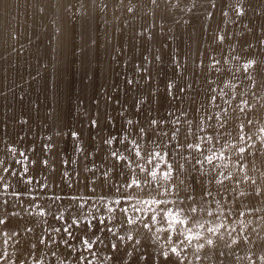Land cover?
<instances>
[{"label": "rangeland", "instance_id": "rangeland-1", "mask_svg": "<svg viewBox=\"0 0 264 264\" xmlns=\"http://www.w3.org/2000/svg\"><path fill=\"white\" fill-rule=\"evenodd\" d=\"M193 22L203 29L191 44L181 32ZM190 60L191 91L154 79ZM145 79L191 106L126 138ZM0 161V264H264V243H227L264 220V0H0ZM208 225L221 228L212 246Z\"/></svg>", "mask_w": 264, "mask_h": 264}, {"label": "bare ground", "instance_id": "bare-ground-1", "mask_svg": "<svg viewBox=\"0 0 264 264\" xmlns=\"http://www.w3.org/2000/svg\"><path fill=\"white\" fill-rule=\"evenodd\" d=\"M122 1V0H121ZM174 1V0H172ZM184 1V0H183ZM69 2V1H68ZM115 2V1H114ZM171 1H169L170 3ZM89 3V2H88ZM178 3V2H177ZM173 3L171 2L170 5H172ZM176 4V3H175ZM86 5V4H85ZM181 5V4H179ZM258 5V4H257ZM173 6V5H172ZM84 7V6H83ZM176 7V6H174ZM183 7V5H182ZM189 6H184L183 9H187ZM193 7V6H192ZM177 10V9H176ZM184 10V11H185ZM179 11V10H177ZM182 12V11H180ZM230 14V13H229ZM11 20V19H9ZM197 21V20H196ZM202 22V21H201ZM6 24V23H5ZM192 24V23H191ZM7 25V24H6ZM5 25V26H6ZM33 26V25H32ZM12 27V26H11ZM29 27V26H28ZM75 27V26H74ZM10 28V27H9ZM21 29V28H20ZM176 29V28H175ZM202 29H203V25L202 23L200 22H193V24L191 25V27L189 28H184V32H181L183 33L182 37H183V40H188L191 41V44L193 43L192 40H196L197 36H199L201 33H202ZM23 30V29H22ZM26 30V29H25ZM74 30V29H73ZM72 30V31H73ZM24 31V30H23ZM71 31V30H70ZM71 31V32H72ZM80 31V30H79ZM181 31V30H180ZM179 31V32H180ZM67 32V31H66ZM70 32V33H71ZM133 32V31H132ZM178 32V31H177ZM75 33H77L75 31ZM63 34V33H62ZM180 34V33H179ZM68 34H66L67 36ZM76 35V34H75ZM181 36V34H180ZM65 38V35L63 36ZM69 37V35H68ZM71 37V36H70ZM164 38H167V37H164ZM124 38H122L121 40H123ZM160 39V38H158ZM163 39V38H162ZM129 40H135V37L132 36L129 38ZM157 40V39H156ZM164 40H167V39H164ZM175 40V39H174ZM161 41V40H160ZM180 41V40H179ZM171 42V41H170ZM153 43V42H152ZM159 44L158 45H161L162 48H165L166 51H168V53H175V54H183L182 56H185L183 57L185 60L188 58L189 54L191 53V45L190 46H183L184 44H182L181 42H171V43H167L166 41H161V42H158ZM186 43V42H185ZM187 45V44H185ZM156 48V47H155ZM182 48V49H180ZM204 51V50H203ZM167 53V54H168ZM148 54V53H147ZM165 54V55H167ZM151 55V54H149ZM139 57V56H138ZM142 58V57H141ZM146 58V57H145ZM134 59V58H133ZM157 59V58H156ZM183 59V60H184ZM182 60V59H181ZM136 61V60H135ZM164 61V60H163ZM167 61V60H166ZM170 61V60H169ZM175 61V59H174ZM138 62V61H137ZM161 63V62H160ZM194 64V63H193ZM192 64V61H187L184 63V65L181 64L180 67H176L175 66H172L171 69L169 70H165L163 72H159L157 73L155 76H154V79H167V80H172L173 82H176V83H179L180 87L181 88H185L187 91H191L192 87H193V84H194V76L195 74L192 73V71H190V68L194 67ZM144 65V64H143ZM135 67V66H134ZM218 67V66H217ZM166 68V67H165ZM142 69V68H141ZM208 70V69H207ZM222 71V70H221ZM145 72V71H144ZM219 72V71H218ZM209 72H205L203 74L202 77H205V79H208L210 78L209 77ZM228 73V72H227ZM4 74V73H3ZM211 74V72H210ZM214 74V73H213ZM223 74V73H222ZM225 74V73H224ZM219 75V73H218ZM7 76V75H6ZM3 77V76H2ZM213 78V77H212ZM211 78V80H212ZM216 78V77H215ZM215 78H213V80H215ZM224 78V77H223ZM197 79V78H196ZM221 79V77H220ZM210 80V79H209ZM219 80V78H218ZM196 81V80H195ZM221 81V80H220ZM150 81L145 79L144 80V83H143V86L140 87L141 89L139 90V94L141 96H143V99H144V102L147 104L146 107L144 109H141L140 111L136 112L135 113V120L137 121V123L134 125L133 127V131H127V137H133V135L136 137L137 136V129H139L140 127H146L148 125V122L146 121L148 117H150V115H152L153 113H157L158 115L162 116L163 118V121H165L168 125H170V123L172 122V120L174 118L177 119V117H183L186 113L189 112V109H190V106H191V103L188 101V98L186 97L185 94H180L181 92L178 91V94H177V97H175L176 95L174 94V92H177L176 91H170V88L171 87H164L165 88H162V87H156L155 88V91L154 92H148L147 91V87L149 88V85L148 84ZM205 82V81H204ZM207 82V81H206ZM211 82V81H210ZM223 82V80H222ZM159 83V82H158ZM225 83V82H224ZM175 84V83H174ZM198 84V83H197ZM207 84V83H205ZM212 84V83H211ZM79 85V84H78ZM221 84H219L220 86ZM56 86V85H55ZM81 86V85H80ZM169 86V85H168ZM173 88H174V85H172ZM51 87V86H50ZM213 88V87H212ZM56 89V88H55ZM214 89V88H213ZM232 89V88H231ZM25 90V89H24ZM50 90V89H49ZM172 90V89H171ZM215 90V89H214ZM33 91V90H32ZM89 91V90H88ZM210 91V90H208ZM207 91V93H208ZM22 92V91H21ZM24 92V91H23ZM28 92V91H27ZM47 92V91H46ZM67 92V91H66ZM69 92V91H68ZM200 92V91H199ZM214 92V91H213ZM231 92V91H230ZM31 93V92H30ZM34 93V92H33ZM74 93V92H73ZM77 93V92H76ZM75 93V94H76ZM83 93V92H82ZM58 94V92H57ZM78 94V93H77ZM202 94V93H201ZM34 95V94H33ZM56 95V94H55ZM79 95V94H78ZM21 96V95H20ZM70 96V95H69ZM82 96V95H81ZM204 95H202L203 97ZM221 96V95H220ZM64 97V95L62 96V98ZM138 97V95H137ZM18 98V97H17ZM61 98V97H60ZM80 98V97H79ZM58 99V98H57ZM56 99V101H57ZM142 99V100H143ZM76 100V99H75ZM136 100V99H135ZM191 100V99H190ZM58 101H60L58 99ZM57 101V103H58ZM67 101V100H66ZM197 101V100H196ZM220 101V100H219ZM65 102V101H63ZM132 102V99L130 98L129 100V103ZM138 102V101H137ZM143 102V103H144ZM195 102V101H194ZM208 102V101H206ZM61 103V102H60ZM75 102L72 100L69 101V104L73 105ZM136 103V102H135ZM56 104V103H55ZM68 104V105H69ZM60 105V104H58ZM136 105V104H135ZM144 105V104H143ZM204 105V104H203ZM19 106V105H18ZM140 106V105H139ZM213 106V105H212ZM54 107V106H53ZM50 109V107H48ZM117 108V107H116ZM130 108V107H129ZM202 108V107H201ZM216 108V107H215ZM222 108V107H221ZM131 109V108H130ZM138 109V108H137ZM43 110V109H42ZM127 110V109H126ZM136 110V109H135ZM134 110V111H135ZM157 110V111H155ZM6 111V110H5ZM15 111V110H14ZM137 111V110H136ZM199 112V111H198ZM204 112L205 113H208L209 115L212 114L211 110L208 108V105H207V108L205 109V111L202 112V115H204ZM7 113V111L5 112V114ZM201 113V112H200ZM201 115V116H202ZM21 117V116H20ZM200 119V118H199ZM134 120V121H135ZM101 121H103V119H101ZM217 121V120H216ZM21 122V121H20ZM106 121L104 120V123ZM103 122L101 124H104ZM238 123V122H237ZM7 125V124H6ZM92 125V124H91ZM153 125V124H152ZM164 126V125H163ZM9 127V126H8ZM232 127V126H230ZM235 127V126H234ZM213 128V127H212ZM219 128V127H218ZM155 129V128H154ZM168 129V128H167ZM171 129V128H170ZM183 129V128H182ZM217 129V128H216ZM163 130V128H162ZM166 130V129H165ZM173 130V129H172ZM220 130V129H219ZM226 130V129H225ZM146 131V129H145ZM217 131V130H216ZM232 131V129H231ZM139 132V131H138ZM165 132V131H164ZM218 132V131H217ZM216 132V133H217ZM118 133V132H117ZM215 132H213L214 134ZM219 133V132H218ZM162 134V133H161ZM166 134V133H165ZM164 134V135H165ZM170 134V133H168ZM173 134V133H172ZM126 135V134H125ZM151 135V134H150ZM212 135V134H211ZM217 135V134H216ZM232 135V134H231ZM110 135H107L105 133H101L98 137V140L97 141H100V142H104L106 137H108ZM139 136V135H138ZM149 136V135H147ZM201 136V135H200ZM226 136V135H225ZM224 136V137H225ZM117 137V136H116ZM130 137V138H131ZM163 137V136H162ZM152 138V137H151ZM155 138V137H154ZM132 139V138H131ZM147 140V139H145ZM160 140V138H159ZM224 141V140H223ZM238 142V141H237ZM146 143V142H145ZM160 143V142H159ZM162 144V143H161ZM166 144V143H165ZM193 144V143H192ZM195 144V143H194ZM235 144V143H234ZM228 145V144H227ZM167 147V146H166ZM226 147V146H225ZM171 149V148H170ZM236 149V148H235ZM175 150V149H174ZM169 153H170V150L168 149ZM227 151V150H226ZM230 152V151H229ZM9 155V154H8ZM5 156H6V153H5ZM112 157V156H111ZM237 157V156H236ZM7 158V157H6ZM234 158V157H233ZM53 159V158H52ZM1 164V163H0ZM237 164V163H236ZM235 164V165H236ZM189 165V164H188ZM247 167V166H246ZM245 167V168H246ZM103 169V168H102ZM252 169V168H251ZM253 170V169H252ZM243 171V170H242ZM241 171V172H242ZM232 172V171H231ZM243 173V172H242ZM256 174V173H255ZM263 174V173H262ZM3 176V175H2ZM242 176V175H241ZM237 178V177H236ZM240 178V177H238ZM165 180V179H164ZM248 180V179H247ZM252 180V179H251ZM249 181V180H248ZM243 184V182L241 183ZM50 185V184H49ZM239 185H240V182H239ZM252 184V182H247L245 185H243L242 187H250ZM221 187V186H220ZM83 188V187H82ZM174 188V186H173ZM172 188V189H173ZM185 188V187H184ZM236 188V187H235ZM176 189V188H175ZM186 190V189H185ZM172 191V190H171ZM175 191V190H174ZM178 192V191H177ZM243 192V191H242ZM239 193V191H238ZM234 195V193H233ZM236 196V195H235ZM86 197V196H85ZM59 199V198H58ZM165 200V199H164ZM237 200V199H236ZM247 202V200H246ZM250 203V202H249ZM223 206V205H222ZM230 206V205H229ZM246 206V205H245ZM226 207V206H225ZM241 207V206H240ZM217 208V207H216ZM220 208V207H219ZM224 208V207H223ZM231 208V207H230ZM248 208V207H247ZM208 209V208H207ZM227 210L229 209L226 208ZM253 209V208H252ZM250 209V210H252ZM255 209V208H254ZM214 210V209H213ZM221 210V209H220ZM259 210V209H258ZM232 211V210H231ZM230 211V212H231ZM235 211H237V208L235 209ZM244 211V210H243ZM242 211V212H243ZM221 212H224V210H222ZM259 212V211H258ZM217 213V212H216ZM225 213V212H224ZM227 213V212H226ZM254 213V212H253ZM213 214V213H212ZM218 214V213H217ZM240 214V213H239ZM247 214V213H246ZM249 214V213H248ZM230 215V214H229ZM242 216V215H241ZM231 217V215H230ZM238 217V216H236ZM235 217V218H236ZM201 218V217H200ZM206 218V217H205ZM208 218V217H207ZM216 218V217H215ZM219 218V217H218ZM229 218V217H228ZM259 218V217H258ZM246 219V218H245ZM249 219V218H248ZM252 219V217H251ZM263 219V218H262ZM220 220V218H219ZM225 220V219H224ZM244 220V219H243ZM253 220V219H252ZM260 220V219H259ZM218 221V220H217ZM240 221V220H239ZM249 221V220H248ZM207 222V221H206ZM228 222V221H227ZM227 222H226V225H227ZM196 223V222H195ZM221 223V222H220ZM246 223V222H245ZM225 224V223H224ZM229 224V223H228ZM234 224V223H233ZM243 224V222H242ZM203 225V223H202ZM220 226V224H219ZM222 226V224H221ZM232 225H230L231 227ZM236 226V224H235ZM237 227V226H236ZM218 226H213V225H208L206 230L204 231L205 232V235L203 236V238L201 239V244H204V245H207V246H212V241L210 239H208L207 237L212 235V234H215L214 232H216V230L218 231ZM223 228V227H222ZM233 228V227H232ZM241 228V227H240ZM183 229V228H182ZM186 229V228H185ZM204 229V228H203ZM221 229V228H220ZM226 229V227H225ZM236 229V228H234ZM232 229V230H234ZM186 231V230H185ZM220 231V230H219ZM218 231V232H219ZM231 231V230H230ZM225 232V230H224ZM233 232V231H232ZM186 233L188 234H192L190 229L186 231ZM225 234V233H224ZM234 234V233H233ZM237 234V233H236ZM227 235V234H226ZM231 235V234H230ZM192 236V235H191ZM202 236V235H201ZM225 236V235H224ZM264 220H261L260 222H249V223H246L245 225L243 224L241 230H240V233L238 236H232V239L227 242L228 244L231 243L232 241L233 242H248V241H259V242H262L264 243ZM198 236H195V239L197 238ZM221 237V236H220ZM229 238V237H228ZM227 238V240H228ZM217 239V237H216ZM220 242V241H219ZM158 262V261H157Z\"/></svg>", "mask_w": 264, "mask_h": 264}, {"label": "snow or ice", "instance_id": "snow-or-ice-1", "mask_svg": "<svg viewBox=\"0 0 264 264\" xmlns=\"http://www.w3.org/2000/svg\"><path fill=\"white\" fill-rule=\"evenodd\" d=\"M128 123L131 124L132 121H128ZM72 135H77V134L72 133ZM104 142L106 144L112 143L111 140H105ZM117 142H119V141H117ZM132 144L137 149V151L135 152V155H141L140 151L138 150L139 149V145L135 141H133ZM10 151H12V149H10ZM21 155H26V154L25 153H22ZM112 155H113L114 158L117 157V153H115V152ZM28 159H29V161L31 160V158H28ZM118 159L120 160L121 163H124L125 160H126V158H124L122 156L121 157H118ZM31 163L34 166L35 162L34 161H31ZM41 163L45 167H47V161L46 160L45 161H42ZM149 163H151V161H149ZM152 175L154 176L155 173H153ZM24 176H25V178L28 176V171L27 170L24 171ZM26 182H31V181H27L26 180ZM126 183L130 184L132 187H138V186H141L143 183H145V181L137 180L134 175H130L129 178L127 179ZM4 187L6 188V186H4ZM149 218H151V217H149ZM172 222H177V221L175 220V218H173ZM84 243L88 244L89 247L91 248L92 245H91L90 242H88L87 240H85ZM172 252H173V254H176L177 253V250L176 249H173ZM168 258L169 257L167 255H165V259H168Z\"/></svg>", "mask_w": 264, "mask_h": 264}, {"label": "clouds", "instance_id": "clouds-1", "mask_svg": "<svg viewBox=\"0 0 264 264\" xmlns=\"http://www.w3.org/2000/svg\"><path fill=\"white\" fill-rule=\"evenodd\" d=\"M78 11H79V10H78ZM141 131H143V130H141ZM72 133L77 134L76 132H72ZM57 135H59V133H57ZM76 136H77V135H73L74 139H75ZM47 139H51V137L49 136V137H47ZM109 144H111V143H109ZM51 147H52V145H46V148H47V149H50ZM12 151L15 152L16 149L13 147V148H12ZM77 151L80 152L81 154H82V152H83V150H82V146H81L79 143H78V145H77ZM0 163H2V161H0ZM73 163H75V161H73ZM47 165H48V161H47ZM53 170H54V169H53ZM65 175H67V174L65 173ZM0 223H3V221L0 220ZM127 237H128V240H127V241H124V237H123V236H120L119 239H120L122 242H124V243L131 242L132 239H133V234H132L131 232H129V233H127ZM141 238H142V237H137V238H136V240H135V244L132 245L133 248H135L137 245L141 244ZM112 248H113V251H115V249H116V245H115V243H113ZM53 255H55V253H53ZM128 255H129V256L132 255L131 249H129ZM164 255H167V253H164ZM108 259H111V257H108ZM143 259H145V257H141V260H143ZM22 264H23V262H22ZM61 264H63V262H61ZM124 264H128L127 260H125Z\"/></svg>", "mask_w": 264, "mask_h": 264}]
</instances>
